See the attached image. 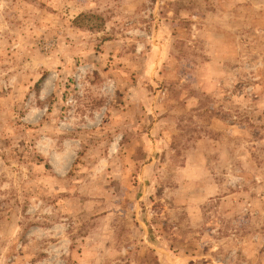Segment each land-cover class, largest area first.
I'll return each mask as SVG.
<instances>
[{
  "label": "rangeland",
  "instance_id": "obj_1",
  "mask_svg": "<svg viewBox=\"0 0 264 264\" xmlns=\"http://www.w3.org/2000/svg\"><path fill=\"white\" fill-rule=\"evenodd\" d=\"M0 264H264V0H0Z\"/></svg>",
  "mask_w": 264,
  "mask_h": 264
},
{
  "label": "trees",
  "instance_id": "obj_2",
  "mask_svg": "<svg viewBox=\"0 0 264 264\" xmlns=\"http://www.w3.org/2000/svg\"><path fill=\"white\" fill-rule=\"evenodd\" d=\"M82 20H87V21H94L97 22L96 24H92L91 26L87 27L89 29H99L103 26V19L99 16H95L92 14H80L79 16H77L75 18V20L73 21V23L79 27L82 28V24H79L78 22L82 21ZM157 220V218H155L152 222L155 223V221ZM151 222V223H152ZM152 225L148 226V231H149V235L152 233Z\"/></svg>",
  "mask_w": 264,
  "mask_h": 264
}]
</instances>
